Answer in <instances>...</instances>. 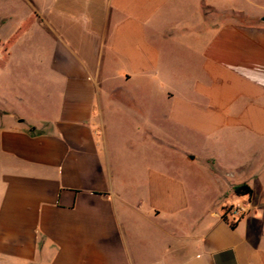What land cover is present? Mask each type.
Segmentation results:
<instances>
[{
  "label": "crops",
  "instance_id": "1",
  "mask_svg": "<svg viewBox=\"0 0 264 264\" xmlns=\"http://www.w3.org/2000/svg\"><path fill=\"white\" fill-rule=\"evenodd\" d=\"M41 1L47 100L0 112V264H264L260 0ZM175 143L203 200L147 162Z\"/></svg>",
  "mask_w": 264,
  "mask_h": 264
},
{
  "label": "rangeland",
  "instance_id": "2",
  "mask_svg": "<svg viewBox=\"0 0 264 264\" xmlns=\"http://www.w3.org/2000/svg\"><path fill=\"white\" fill-rule=\"evenodd\" d=\"M35 0H0V112L11 115L17 113L32 121L36 120L38 110L47 100L43 94L48 87L44 82V29L43 17L33 10ZM43 7L75 8L74 2L57 0L41 1ZM52 2V3H51ZM264 5V0H260ZM38 7V0L36 4ZM14 42L9 46V42ZM25 93V95H24ZM29 95V96H28ZM32 98V99H31ZM164 144L159 147L162 160L148 158L149 164L162 161L163 169L187 186L191 195L205 198L210 186H205L207 174L201 161L188 163L185 153H192L194 147L186 144L175 147ZM121 148L132 151L129 144L122 143ZM135 185L134 176L132 186ZM229 207L222 210V214Z\"/></svg>",
  "mask_w": 264,
  "mask_h": 264
},
{
  "label": "built area",
  "instance_id": "3",
  "mask_svg": "<svg viewBox=\"0 0 264 264\" xmlns=\"http://www.w3.org/2000/svg\"><path fill=\"white\" fill-rule=\"evenodd\" d=\"M249 212V202H243L237 205H233L228 208L223 214V217L226 221L231 220V224H235L237 220L242 218Z\"/></svg>",
  "mask_w": 264,
  "mask_h": 264
},
{
  "label": "trees",
  "instance_id": "4",
  "mask_svg": "<svg viewBox=\"0 0 264 264\" xmlns=\"http://www.w3.org/2000/svg\"><path fill=\"white\" fill-rule=\"evenodd\" d=\"M13 42H14V39H12L9 42V46H11ZM234 192L237 196L244 197V196H251L253 191L250 188V186H248L247 184H243V185L236 186L234 188ZM232 227H235V224H232Z\"/></svg>",
  "mask_w": 264,
  "mask_h": 264
}]
</instances>
